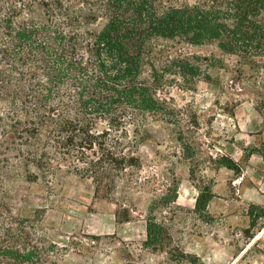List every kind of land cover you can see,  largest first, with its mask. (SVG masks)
<instances>
[{"label":"trees","instance_id":"obj_1","mask_svg":"<svg viewBox=\"0 0 264 264\" xmlns=\"http://www.w3.org/2000/svg\"><path fill=\"white\" fill-rule=\"evenodd\" d=\"M209 44L220 54L196 50ZM225 56L238 80L264 87V0H0V181L22 175L52 192L71 173L96 196L134 189L135 143L152 123L192 158L202 117L178 98L229 68ZM2 193L0 264H60L43 210L20 213ZM177 197L174 181L151 206L148 247L165 248L155 210ZM126 206L116 214L129 221Z\"/></svg>","mask_w":264,"mask_h":264},{"label":"rangeland","instance_id":"obj_2","mask_svg":"<svg viewBox=\"0 0 264 264\" xmlns=\"http://www.w3.org/2000/svg\"><path fill=\"white\" fill-rule=\"evenodd\" d=\"M196 50L220 54L215 44ZM224 60L229 68L213 69V81L201 79L178 98L202 117L192 158L173 131L152 123L135 143L143 185L119 183L107 198L71 173L52 192L14 175L0 181L3 201L23 214L43 210L47 237L66 249L60 264H264V87L257 77L238 80L235 57ZM174 181L177 200L155 210L167 244L153 249L146 217ZM123 201L129 221L116 214Z\"/></svg>","mask_w":264,"mask_h":264},{"label":"crops","instance_id":"obj_3","mask_svg":"<svg viewBox=\"0 0 264 264\" xmlns=\"http://www.w3.org/2000/svg\"><path fill=\"white\" fill-rule=\"evenodd\" d=\"M213 204H214V201L210 200V203H209V205H208V208H209V209H211V208L213 209Z\"/></svg>","mask_w":264,"mask_h":264}]
</instances>
